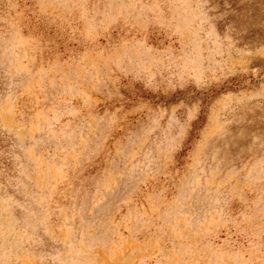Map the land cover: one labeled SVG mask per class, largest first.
<instances>
[{"label":"rangeland","instance_id":"1","mask_svg":"<svg viewBox=\"0 0 264 264\" xmlns=\"http://www.w3.org/2000/svg\"><path fill=\"white\" fill-rule=\"evenodd\" d=\"M0 264H264V0H0Z\"/></svg>","mask_w":264,"mask_h":264}]
</instances>
